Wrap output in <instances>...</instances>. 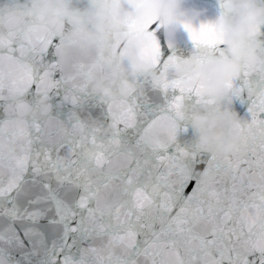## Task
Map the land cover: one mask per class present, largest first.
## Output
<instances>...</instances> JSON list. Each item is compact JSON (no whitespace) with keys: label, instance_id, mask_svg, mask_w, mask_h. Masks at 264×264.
I'll list each match as a JSON object with an SVG mask.
<instances>
[{"label":"snow or ice","instance_id":"1","mask_svg":"<svg viewBox=\"0 0 264 264\" xmlns=\"http://www.w3.org/2000/svg\"><path fill=\"white\" fill-rule=\"evenodd\" d=\"M129 24L147 37L139 55L155 71L117 98L98 93L114 73L79 38L0 32V264H264L260 25L249 31L259 55L225 85L229 102H249L235 128L241 147L205 156L177 136L190 109L215 104L185 72L223 43L216 22H183L195 45L188 59L161 54L154 18ZM30 90L47 113L17 123L9 102ZM53 96L63 119L51 114Z\"/></svg>","mask_w":264,"mask_h":264},{"label":"clouds","instance_id":"2","mask_svg":"<svg viewBox=\"0 0 264 264\" xmlns=\"http://www.w3.org/2000/svg\"><path fill=\"white\" fill-rule=\"evenodd\" d=\"M223 14L216 20L224 49L206 64H192L185 75L193 83L203 81L207 95L215 101L189 110L188 120L197 144L204 153L230 154L239 150L241 138L235 133L237 112L229 106L227 77L238 72L245 61L259 55L260 43L249 36L250 26L264 25V4L260 0H222ZM202 9L185 6V0H87L84 7H73L72 0H2L0 32L23 33L32 27L48 35L65 33L76 37L89 53H101L114 73L100 81L101 95L117 98L129 88H137L138 74H152L154 65L139 55L147 37L130 27L154 18L163 31L173 35L185 19L194 21ZM117 45L120 51L116 52ZM47 105L21 97L9 102V114L17 123L47 113Z\"/></svg>","mask_w":264,"mask_h":264},{"label":"water","instance_id":"3","mask_svg":"<svg viewBox=\"0 0 264 264\" xmlns=\"http://www.w3.org/2000/svg\"><path fill=\"white\" fill-rule=\"evenodd\" d=\"M2 2V0H0ZM87 0H72L73 7L81 8L84 7ZM260 3L264 4V0H260ZM222 0H185V6L190 8L202 9L203 11L199 15V17L194 20H183L181 22L180 27L177 31L169 36L165 33L159 24L156 22V38L161 42V54L162 55H175L181 59H188L192 56L193 51L195 50V45L191 40L188 31L183 27V22H190L194 27H199L202 23H215L220 15L223 14V8L221 7ZM142 25V24H141ZM65 36V33L63 32ZM258 39L264 44V25H260V34ZM224 42L217 45L216 49L213 51V55H219V51L224 49ZM116 52L120 51V45H117ZM142 78V77H141ZM29 101H35L36 95L30 90L28 94L22 97ZM53 105L52 107V115L59 116L61 119L64 118L66 114V107L59 106V100L53 96L51 101ZM92 115L95 118H103V106L102 103L99 102V94H92ZM229 106L234 109L238 114V120H242L248 116V101L244 97H233ZM6 118V113L3 110L2 102H0V120ZM182 129L186 127V131L182 130L178 133L177 142L181 146L193 147L197 144L196 138L194 136V131L191 127L189 120L180 121ZM171 150V149H170ZM205 156L208 153H204Z\"/></svg>","mask_w":264,"mask_h":264}]
</instances>
